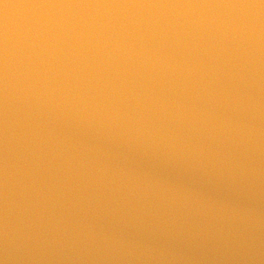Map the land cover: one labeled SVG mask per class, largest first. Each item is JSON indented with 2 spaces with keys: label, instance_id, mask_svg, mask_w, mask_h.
Returning a JSON list of instances; mask_svg holds the SVG:
<instances>
[{
  "label": "water",
  "instance_id": "obj_1",
  "mask_svg": "<svg viewBox=\"0 0 264 264\" xmlns=\"http://www.w3.org/2000/svg\"><path fill=\"white\" fill-rule=\"evenodd\" d=\"M0 264H264V0H0Z\"/></svg>",
  "mask_w": 264,
  "mask_h": 264
}]
</instances>
